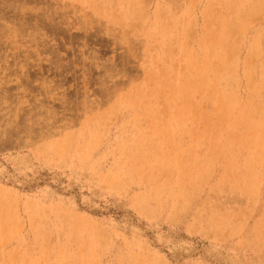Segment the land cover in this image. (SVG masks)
I'll return each mask as SVG.
<instances>
[{
    "label": "rangeland",
    "instance_id": "rangeland-1",
    "mask_svg": "<svg viewBox=\"0 0 264 264\" xmlns=\"http://www.w3.org/2000/svg\"><path fill=\"white\" fill-rule=\"evenodd\" d=\"M0 264H264V0H0Z\"/></svg>",
    "mask_w": 264,
    "mask_h": 264
}]
</instances>
